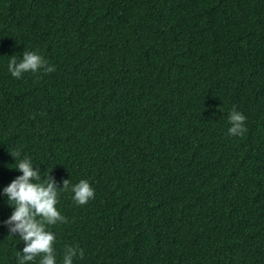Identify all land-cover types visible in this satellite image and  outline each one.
I'll list each match as a JSON object with an SVG mask.
<instances>
[{
    "label": "trees",
    "instance_id": "obj_1",
    "mask_svg": "<svg viewBox=\"0 0 264 264\" xmlns=\"http://www.w3.org/2000/svg\"><path fill=\"white\" fill-rule=\"evenodd\" d=\"M25 51L55 71L13 77ZM17 149L61 189L57 264L66 247L73 264H264V0H0V264L26 246L5 224Z\"/></svg>",
    "mask_w": 264,
    "mask_h": 264
},
{
    "label": "clouds",
    "instance_id": "obj_2",
    "mask_svg": "<svg viewBox=\"0 0 264 264\" xmlns=\"http://www.w3.org/2000/svg\"><path fill=\"white\" fill-rule=\"evenodd\" d=\"M8 70L15 78H21L27 72L37 73L44 70L45 73L55 71V68L48 65L47 61L36 52L25 51L23 59L17 62L15 56L10 58ZM231 127L228 129L231 136H242L247 131L245 127L246 117L235 108L229 116ZM15 159L20 157V150L10 153ZM16 170L22 173L4 188V194L14 211L11 217L5 222L10 233H19L21 240L25 243L23 252H18L19 264H28L36 257L42 255L40 264H57L54 244L56 237L53 232L46 229L47 225H56L58 222H66L64 216L57 210L59 190L57 183L51 174L43 181H40L39 169H34L29 158L25 157L17 164ZM70 180L63 181L62 190L68 191ZM74 193V200L77 204L86 205L94 198L95 192L87 180H81L70 189ZM77 249L66 247L63 256V264H73V258L77 256ZM83 250H79L82 258Z\"/></svg>",
    "mask_w": 264,
    "mask_h": 264
}]
</instances>
